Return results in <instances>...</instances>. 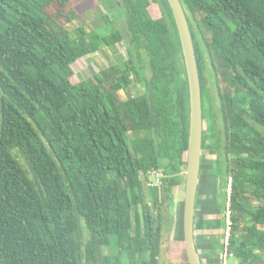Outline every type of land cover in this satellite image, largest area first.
<instances>
[{
    "label": "trees",
    "instance_id": "1",
    "mask_svg": "<svg viewBox=\"0 0 264 264\" xmlns=\"http://www.w3.org/2000/svg\"><path fill=\"white\" fill-rule=\"evenodd\" d=\"M80 1L0 0V264H174L163 242L184 184L189 97L171 8L155 0L154 17L150 0H96L113 16L101 33ZM179 1L198 27L212 169L231 179L228 247L237 264H264V0ZM112 43L125 44L122 61L71 79L74 61Z\"/></svg>",
    "mask_w": 264,
    "mask_h": 264
},
{
    "label": "rangeland",
    "instance_id": "2",
    "mask_svg": "<svg viewBox=\"0 0 264 264\" xmlns=\"http://www.w3.org/2000/svg\"><path fill=\"white\" fill-rule=\"evenodd\" d=\"M149 5H150V9L153 13V16L154 17L159 16L160 10L158 8L156 1L150 0ZM74 7H75L76 11L80 14V16H82L88 22H90V24L93 27H100L101 26L100 28H98V31L103 33L102 23H104V16H102L96 0H81ZM125 55H126V51H125L123 45L115 43V44H110L107 46L106 45H103L102 47L100 46V50L98 49L97 51H94L92 53H88V54L84 55L83 57H81L79 60H76L71 64V67L73 69V74H72L71 79L76 82V81H80L82 79H85L87 77L93 76V75L94 76L95 75L96 76L101 75L102 70H105L106 68H108L110 63L122 61L125 58ZM207 75L210 76L209 72L207 73ZM129 79H130V77H129ZM216 80L214 81L216 83L214 88L216 90L218 87L223 89L225 83L222 79H220V75L218 73L216 74ZM132 89L135 90V88H133V87H132ZM136 89H139V87L137 86ZM217 103L218 102L216 101L215 104H217ZM203 122H204V126L202 127V130L204 129V131L202 133L208 135L207 143L209 144V147L202 149V158L205 160H204V162H202V164H200V168H202V170L200 171V183H199V187L197 189L198 203H201L200 201L202 199L201 195H202V190H203V186H204V180H206L207 176H210L212 178V180L215 179V181H216V183H215L214 180L213 181L211 180L212 183H209V184L207 181L206 190L208 191V194H210L211 191H214L216 186H218V188H219L218 177L215 176V172L212 169L211 162H210V159L214 158L216 154H215V151L213 149V148H215V145L213 144L212 138L209 136L210 130H209L208 118L205 119V121H203ZM128 135L132 136V134L130 132L128 133ZM183 173H184V170H183ZM211 173L214 174L213 177H212V175H210ZM227 183L229 186V181H227ZM220 193L221 192H219V195H220ZM227 196H228V194H227ZM183 197H184V184L182 183L176 189H174V206H173L174 215L176 212L178 215V224L180 225V227L182 226V218H183ZM222 198H223V196L220 199H222ZM221 204H222V200H221V203L219 204L220 205L219 211L221 210V212L223 213L224 209L226 207V200L224 201L223 206ZM199 207H200V205H199ZM221 217H222V215H221ZM215 223H216V221H215ZM220 226L221 225H219V227ZM220 230H221V235L218 234V236H221V239L218 238V236H217V238L220 240L219 251L221 250V248L223 246L222 245L223 226L220 227ZM215 233L217 234L218 232H215ZM169 235H170V233H169ZM171 238H172V236H171ZM167 240H168L167 237L164 236L163 247H165L167 244L166 250L168 249L165 252L166 260L168 262H174V264H187L188 260L186 258L185 250L183 249L184 245L183 244L180 245L178 243V240H175V239H174L175 242L172 241V239L170 240V242H169V240L167 242ZM212 241H214V240H212ZM215 242H217V240ZM116 243H117L116 235L114 233H111L110 238H109V249L112 250L113 252L116 250ZM216 245H217V243H216ZM228 264H232V260H228Z\"/></svg>",
    "mask_w": 264,
    "mask_h": 264
},
{
    "label": "water",
    "instance_id": "3",
    "mask_svg": "<svg viewBox=\"0 0 264 264\" xmlns=\"http://www.w3.org/2000/svg\"><path fill=\"white\" fill-rule=\"evenodd\" d=\"M167 1L174 17L181 44L189 97V128L184 169L183 242L188 264H202L194 244L193 223L202 156L203 118L199 74L189 23L193 24L195 30L198 27L190 11L179 0ZM120 27L122 38L128 39L130 42V37L124 24L122 23Z\"/></svg>",
    "mask_w": 264,
    "mask_h": 264
},
{
    "label": "crops",
    "instance_id": "4",
    "mask_svg": "<svg viewBox=\"0 0 264 264\" xmlns=\"http://www.w3.org/2000/svg\"><path fill=\"white\" fill-rule=\"evenodd\" d=\"M211 167L213 168L212 165ZM210 175H212V177L214 176V174L212 173ZM211 180L212 178L210 176H207L206 180H204V186H203L202 195H201L202 199L200 201L201 203H198V192H197L196 202L194 205L195 206L194 207V223H193L194 244L197 249L199 258L203 264H219L220 240L218 238L221 239V236H218V234L221 235L220 227L223 226V220L221 217L222 212L221 210L219 211V208H220L219 204L221 200L219 192L221 191L219 190L218 186H216L214 191H211L210 194H208V191L206 190L207 181H208V184L212 183L213 180L216 183L215 179H213L212 181ZM198 187H199V184H198ZM219 225L221 226L219 227ZM215 232H218V233L216 234ZM169 238H170L169 240L172 239V241L174 242L175 240H178V243L180 245L183 244V228L182 226L180 227V225L178 224V215L176 212L174 215V223H173V227H172ZM216 240L217 242H215Z\"/></svg>",
    "mask_w": 264,
    "mask_h": 264
},
{
    "label": "built area",
    "instance_id": "5",
    "mask_svg": "<svg viewBox=\"0 0 264 264\" xmlns=\"http://www.w3.org/2000/svg\"><path fill=\"white\" fill-rule=\"evenodd\" d=\"M162 174L158 169H150L147 170L146 173V186L153 187L157 186L160 183ZM230 177L228 179L230 183ZM226 195V207L224 209V225H223V238H222V248L220 251V264H228V260H232V264H237L238 260L233 254V252L229 249V235L232 228V220H231V210H230V188L228 187Z\"/></svg>",
    "mask_w": 264,
    "mask_h": 264
},
{
    "label": "flooded vegetation",
    "instance_id": "6",
    "mask_svg": "<svg viewBox=\"0 0 264 264\" xmlns=\"http://www.w3.org/2000/svg\"><path fill=\"white\" fill-rule=\"evenodd\" d=\"M117 1V3L118 4H120V0H116ZM169 4V3H168ZM98 5V7H99V10H100V12H101V14H102V16H104V23H102V28L103 27H108V24L106 23V20H107V18L109 19V20H113V16L111 15V13L110 12H108V10L107 9H105V7L103 6V7H101L99 4H97ZM122 22V18H120L118 21H117V24H119L120 23V25L122 24L121 23ZM122 33V32H121ZM122 35V34H121ZM129 37H130V41L132 42V39H131V36H130V34H129ZM124 40H127L128 41V39H124ZM124 43V42H123ZM112 44H115V43H112ZM106 46L107 45H110V44H105ZM124 46H125V44H123ZM207 86H209V81H207ZM215 89V88H214ZM205 119H207L206 117L205 118H203V121H205ZM202 121V127L204 126V122ZM204 131V129L202 130V132ZM202 135H203V133H202ZM216 174V176L218 177V182H219V190L221 191V193H220V198L223 196V198L221 199L222 200V206H223V204H224V201L226 200V195H227V189H228V184H227V181H228V179L226 178V177H222L221 178V176L220 175H218L217 173H215ZM221 200H220V203H221ZM224 200V201H223ZM195 207V206H194ZM221 215H222V220H223V225H224V212L223 213H221ZM223 234V233H222ZM219 249H220V247H219ZM221 251V250H220ZM220 251H219V253H220ZM219 263H220V257H219Z\"/></svg>",
    "mask_w": 264,
    "mask_h": 264
},
{
    "label": "clouds",
    "instance_id": "7",
    "mask_svg": "<svg viewBox=\"0 0 264 264\" xmlns=\"http://www.w3.org/2000/svg\"><path fill=\"white\" fill-rule=\"evenodd\" d=\"M203 264V263H202Z\"/></svg>",
    "mask_w": 264,
    "mask_h": 264
}]
</instances>
